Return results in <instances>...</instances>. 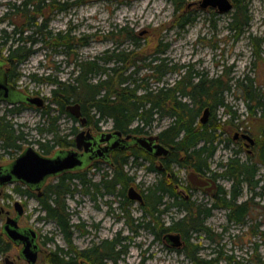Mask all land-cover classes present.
I'll return each instance as SVG.
<instances>
[{"label":"rangeland","instance_id":"rangeland-1","mask_svg":"<svg viewBox=\"0 0 264 264\" xmlns=\"http://www.w3.org/2000/svg\"><path fill=\"white\" fill-rule=\"evenodd\" d=\"M22 1L0 0V16L6 12L8 14L12 12L9 9V4H19ZM66 1L71 3L80 0H60L61 3ZM200 1L186 0L188 4L186 11L195 12L196 20L185 30H179L175 27L177 18L174 17V7L170 0H83L77 6L69 7L65 12L48 13L47 26L53 32L70 28L71 33L75 36L89 35L91 37L86 39L83 46L70 50L68 57L61 53L62 48H43L37 44L31 47L33 53L22 64L17 66L9 64L11 83L24 93L41 97L45 101L42 109L23 107L14 113L8 112L10 107L7 105L0 104V116L5 115L13 128L23 134L22 139L18 141L21 149L31 146L43 154L37 141L44 142L50 138V135L40 136L38 134V128H48V122L43 121L41 112L46 107L56 108L52 100L54 85L44 79L50 77L51 80H70L73 75L72 64L69 62L71 59L74 60L77 57L80 60H88L102 55L107 50H112L115 44L107 39L106 34L115 26L128 27L138 32V41L123 40L118 47L123 50H133L137 54L141 53L140 60L136 63L137 66L139 64L142 67L138 76L145 77L152 73L144 68L143 64L149 62L150 58L153 57L165 58L168 66L185 67L180 74L166 70L158 84L149 80V87L153 90L157 87L172 85L184 74L187 68H191L196 77L202 76L210 79L219 75L224 67H230L228 74L233 79L229 82L230 90L224 91L222 95L224 105H228L238 116L233 121L236 125L235 129L242 127L243 130L250 131L260 139V134H264V64L260 67L261 63L259 64L257 59L255 61L251 54L250 39L252 37L263 39L261 43L263 53L260 56L263 59L264 0H245L251 21L248 29H245L237 40L233 39V34L227 27L233 10L223 14H218L211 8L202 10L199 8ZM17 13L13 17L10 14L7 15L6 21H0V35H3L2 30H6V36L11 35L13 24L19 28L25 27L23 13ZM29 34L30 32L27 31L22 36L25 37ZM156 48H165V51L156 54ZM2 50V57L7 56V51ZM126 62L130 63V65H128L129 63L126 64L129 72L133 71L135 68L132 66V62ZM196 72L198 74H195ZM127 74L125 72L124 75ZM245 74L254 79L252 86L258 93L254 100L244 99L239 89L237 82H242ZM31 75L35 76L34 80H32ZM196 80L195 77L192 79L194 82ZM243 83L246 81L243 80ZM182 101L189 102L185 98ZM248 105H256L252 109L253 114L249 111ZM206 107L200 111L199 118L203 116L202 113ZM227 110V107L217 106L215 117L219 121L217 123H220L224 130L232 131V126L227 123L230 118ZM52 115L57 116L56 113H52ZM156 116L155 118L158 119ZM170 122L171 118L163 117L157 120V125L151 123L145 130L146 132L154 131L157 126L164 129ZM55 126L59 129L60 135L70 134L74 128L77 129V132L82 129L81 124L72 121L69 114L62 115L56 121ZM98 126L100 131L107 133L113 130L109 119L100 122ZM219 147L221 150L222 146L219 145ZM16 156L13 149H3L0 143V165L10 163L12 158ZM98 168L100 169L97 170ZM125 169L129 175L135 178L129 186H133L136 190L140 189V192L152 186L156 180L155 176L146 170V164L140 166L128 163ZM173 170L178 173L180 178H183L184 173L180 169L177 170L174 167ZM85 171L87 177L94 182L99 181L102 173L108 172L110 174V168L99 162ZM53 182L56 180H49L48 184ZM74 182L77 184V190H80L81 186L77 181ZM15 186L25 188L18 183L4 186L0 197V207H6V210L13 213V204L16 201L23 205L24 214L20 218L19 226L30 227L38 232L42 252L39 253L36 264H46L45 259H47L49 252L57 247L65 248V243L53 223L38 219L43 215V212L39 210L36 198L16 193L14 191ZM91 196L78 191L72 197L67 196L65 199L70 211V222L72 224L83 223V231L75 230L73 234V244L78 250L89 248L104 240H111L110 238L119 232L121 236L131 239L128 242L127 252L118 258L117 264H141L142 261L143 264H191L186 258L184 260L181 254L167 251L161 242L155 243L153 236L143 227H139L136 229L137 231L129 230L119 210V199L115 198L114 195L100 196L95 193L96 199H92ZM168 202L170 200L164 198L159 209H163V204ZM256 202L262 205V199H256ZM141 213L138 202H133L130 205V216L137 219ZM211 214L205 220V225L210 228L213 234L219 235L218 240L210 242L203 233H193L189 239L191 243L201 246L200 257L215 258L217 256L216 251L221 249L223 259H220L216 264H226L224 258L227 256H233L234 261L238 264H262L264 262V234L251 232L249 218L245 219L247 223L242 226L231 225L230 227L223 210H215ZM181 215V211L172 208L170 213H166L162 218L164 224L169 225L173 218L179 219ZM117 216H120L121 219H118ZM1 223L0 216V227ZM135 223L137 224L138 220ZM261 230H264V225ZM46 238L53 239L42 243ZM18 250L17 246L12 245L10 255L16 258ZM23 261L22 263L19 261L18 264H27ZM108 264L113 263L108 261Z\"/></svg>","mask_w":264,"mask_h":264},{"label":"trees","instance_id":"trees-1","mask_svg":"<svg viewBox=\"0 0 264 264\" xmlns=\"http://www.w3.org/2000/svg\"><path fill=\"white\" fill-rule=\"evenodd\" d=\"M82 1L61 3L60 0H23L19 4H9V9L12 10L9 13L11 17L16 16L17 12L23 13L25 27L19 28L13 24L12 34L7 36L6 30H2L0 54L2 55V49L6 50V61L17 66L33 53L31 47L38 44L43 48H62L61 53L68 57L70 50L83 46L86 39L91 36H75L71 33L70 28L53 32L48 29L47 22L49 18L47 14L65 12L69 7L77 6ZM170 1L174 7V17L177 18L175 27L179 30H185L187 26L196 20L195 12L186 11L188 8L186 0ZM233 1L235 5L227 27L237 38L242 33V29L249 23L251 17H249L245 0ZM9 14L6 12L0 16V21H6ZM27 31L30 34L23 37V33ZM106 36L108 40L115 44L114 48L92 59L80 60L77 57L74 60L71 59L69 62L72 64L73 75L70 80H51L50 77L44 79L54 85L52 100L56 106V108L46 107L41 112L43 121L48 122V128H38V134L40 136L50 135V138L44 140V142L37 141L44 154H49L56 146L61 148L72 146L73 141L68 139V134L60 135L59 129L55 126L56 121L62 115L69 114L66 107L71 103L80 104L82 113L87 118L88 123H94L98 131L100 130L98 124L109 119L113 130L123 134L147 133L145 128L154 121V114L159 119L163 117L171 118V122L161 131V134L164 135V142L171 147L170 156L179 163L181 162L179 157L182 155L187 157L196 153L195 147L200 140H204V148L212 147L214 142L212 136H215L216 132L221 134V132L226 131L222 128V125L220 126V123H217L215 111L213 119L208 124L203 125L198 122L197 116L204 107L209 106L212 110H215L217 106L227 107V113L230 117L227 121L228 125L238 118L236 112L232 111L228 105H224L222 97L224 91L231 88L229 82L233 78L229 77L228 74L230 67H224L219 75L210 79L202 76L196 77L193 75L191 68H187L184 74L172 85L157 87L153 90L149 87V80L157 83L161 81L166 70L180 74L185 67L168 66L165 58L153 57L150 58L149 62L143 64V67L152 73L145 77L138 76L142 67L139 64L137 66L136 63L140 60L141 53L137 54L133 50L118 48L123 40L138 41V32L128 27L115 26L107 32ZM159 43L161 44V42ZM164 51L165 48L155 49L156 54ZM260 56L258 53L253 54L255 61L257 59V62L261 63V67L264 64V58L261 59ZM134 59H136L135 62H132ZM126 61L132 62V66L135 68L133 71L129 72L127 66L130 63ZM127 63L129 64L126 65ZM125 72L128 74L124 75ZM195 74H198V72ZM194 77L197 79L195 82L192 81ZM31 78L34 80L35 76L31 75ZM243 80L246 83H243ZM243 80L237 83H239V89L244 99H256L258 93L252 86L254 79L245 74ZM183 98L188 99L189 102L182 101ZM255 107L256 105H248L252 114V109ZM19 110L17 108L10 111L14 113ZM52 113H56L57 116L52 115ZM71 119L76 122L74 118ZM16 131L4 115L0 116L1 147L6 148V150L13 149L15 154L21 150L18 141L23 137V134ZM76 131V128L73 129L71 134ZM141 155L142 153L134 149L130 150L129 153L115 154L110 174L108 172L102 173L99 181L96 182L88 178L86 171H84L64 174L57 178L56 182L46 186L44 199L38 200L39 210L44 211L38 219L53 223L65 243V248L57 247L49 252L47 261L50 264H79L78 259L81 258L86 259L90 264H108V261L117 264L118 258L124 256L127 252L126 248H117L115 240H104L83 250H78L75 247L73 234L75 230L83 231V223L72 224L70 222V211L65 199L67 196L72 197L78 191L88 196L92 195V199H96L95 193L100 196L110 194L118 198L121 216L124 217L125 224L131 231H137L136 229L143 227L155 236H160L161 233L166 231L180 233L184 237V243L187 246L186 254L192 260L197 259L199 248L197 244H193L189 240L191 227H194L197 233H203L210 242L218 240L219 235L213 234L210 228L205 225L206 218L211 215V208L191 205L189 208L190 216L187 221L177 220L170 226L164 225L160 217L162 211L159 209L160 204H162L163 193L159 192L158 187H154V189L148 187L142 191L145 198V204L139 207L142 213L137 219L130 216L131 202L128 200L125 191L134 182L135 178L128 174L125 166L128 163L136 165L134 162H130V157H140ZM74 181H77L81 186L80 190H77V184H74L76 183ZM14 191L35 196L27 188H21L20 186H15ZM167 191L171 197L175 195L171 188H167ZM175 204L182 205V202L176 200ZM137 220L138 223L136 224L135 221ZM52 239L46 238L45 243L52 241ZM11 249L12 244L7 239L5 244L0 230V253L4 251L7 253ZM216 253L215 262H218L223 259V252L219 249ZM224 260L226 264H238L234 261L233 256H227Z\"/></svg>","mask_w":264,"mask_h":264},{"label":"flooded vegetation","instance_id":"flooded-vegetation-1","mask_svg":"<svg viewBox=\"0 0 264 264\" xmlns=\"http://www.w3.org/2000/svg\"><path fill=\"white\" fill-rule=\"evenodd\" d=\"M230 2L232 4V10H233L235 2L233 0H230ZM250 21L244 27V29H242L243 31H245V29H248V27L250 26ZM232 36L234 40H237L239 38V36L237 38H235L234 35ZM250 41H251L250 42L251 54L253 55L255 53L256 54L258 53L262 55L263 51L261 48L262 47L261 43L263 42V39L252 37ZM0 65H1L0 74H2L3 72L6 85L13 87V89L16 92H19L23 95H28L11 83V76L9 75V69L11 67L9 63L6 61V56L2 57L1 54H0ZM0 104H5L8 107H10L8 110L9 113H11L10 110L17 108L18 109H21L23 107L36 108L34 106H29L22 101L9 103L6 99L0 100ZM43 106L38 109H42ZM206 108L208 109V113L203 125L208 124V122L211 119H213L214 111H215L212 110L209 106H207ZM199 115L197 119L198 122H200ZM69 116L71 118H74L76 122H79L81 124L82 129H80V131L91 129L92 134L95 136L103 132H106L100 130L98 131L96 130L94 123H88V120L83 115L82 110L79 118H75L70 114ZM155 116L156 115L154 114V121L152 123L157 125L156 122L159 119V117L156 116L158 118L156 119ZM83 118L86 119L84 124H82L81 122V119ZM229 124L230 126H232L233 130L223 131L221 132V134H218L216 132L215 136L214 135L212 136L214 138L212 147L204 148L203 147L204 140L202 139L199 141V144L195 147L196 153L190 156L188 155L187 157L186 155H182L181 157H179V160L181 161L180 163L170 156L171 147L164 142L165 141L164 135L161 134V131L163 129L157 126L155 128L156 131L154 129V131H148L147 133H139L133 135L140 137L158 136V140L154 141L152 146L159 144L164 148L168 149L169 153L166 156L156 155L155 154L156 148L154 147L151 148V152H147L141 147L135 145H129L124 148H118L110 151L108 157L110 163L107 162V160L96 159L93 160L90 164H88L84 169L77 172H84L90 166H94V164L98 162L105 164L107 167L111 168L113 166L112 160L115 154L129 153L130 150L134 149L139 153H142V155L140 157L131 156L130 161L140 166H144L146 164V170L150 174H153L156 178L154 184L150 187H152L153 189L154 187H158L159 192L163 193L161 202H163L164 198L170 200V202L163 204L164 208L161 209L162 212L160 217L162 218L163 215H165L166 213H170V210L172 208H176L177 210L182 212L181 218L179 219L171 218L172 219L171 223L169 225L166 224V226L172 225V223L177 220L187 221L188 217L190 216L189 208L191 205H195L196 207H201V208L204 207L203 205H207L204 208H211V212L215 210H223L225 212V218L227 219V222H229L230 227L231 225L242 226L247 223L245 219L249 218L251 224L250 227L251 232L253 234H264V230H261L262 226L264 225V134H260L261 138L259 139L256 136H254V134L251 133L250 131L246 129L243 130L242 127H238L237 129H235L236 125L234 124V122H231ZM111 131H116V130H111ZM78 132L76 131L74 134L71 133L70 135L68 134V139L73 141L72 146L63 147L62 149L75 148V136L77 135ZM127 134H131V133H127ZM125 135L126 134L122 133V136ZM247 137L251 138L253 142L250 143ZM219 145L222 146L221 150ZM100 146H103V144H101ZM59 148L61 147L56 146L54 150L51 151L49 154H44V153L43 154L46 156L52 155ZM21 151L22 149L15 155H18L19 153H21ZM15 158L13 157L12 160H14ZM185 160H187V162H185ZM174 167H176L177 170L180 169L184 173L183 178H180L178 173H176V171L173 170ZM259 170H261L260 173ZM77 172H67V173H77ZM193 174L196 175L195 178L193 177ZM62 175L49 178L46 181V183L42 186L40 192L29 190L31 193L35 195L34 197L36 198L37 202L39 199H44L45 188L48 185V181L52 179L56 180ZM192 180L196 182V185H193L194 183L192 182ZM137 186L139 187V185ZM3 187L0 188L1 196H2ZM128 188L125 191L126 196H127ZM167 188H171L172 192L175 194L173 197H171L170 193L167 191ZM136 191L142 194L143 201L141 203L138 202V204L139 207L143 206L145 204L144 193L140 192V189ZM256 199H262V205H259L256 202ZM128 200L131 202V204L135 202L130 199ZM176 200L182 202V205H176L175 204ZM0 208H1L0 216H1V221H2L1 226H2V224L6 221L7 213L11 217L15 215V212L13 211L12 213L6 210V207H0ZM117 218L121 219L120 216L119 217L117 216ZM42 220L45 221L44 219ZM161 221L164 222L163 218ZM190 230H191L189 233L190 237L191 234L197 233L194 227H191ZM36 233H37V243L40 247V251H39L40 253L42 252V247L39 243V234L38 232ZM149 233L153 236L155 243L161 242L167 251L174 252L175 254H181L183 256V259L185 260L186 258L187 260L190 261L191 264H216L215 258L206 259V258H202V256L200 257L201 255L200 245H198L199 249L197 253V259L192 260L191 258H189L186 254L187 246L184 243V237L180 233L178 234L180 235L182 244L179 247L173 246L172 244L167 242V240L164 237L167 233H177V232L166 231L161 233L160 236H155L151 231H149ZM3 237L6 244V235L4 234ZM110 239L115 240L116 246L120 249L126 248L127 250L129 248L128 242L131 238H128L126 236H121L119 232L114 234V236H112V238ZM42 243H45V239L42 241ZM17 248L20 249V247ZM10 251L7 253L6 251L0 253V264H10V262H12V264H18L19 261H21L22 263V260L19 257V255H17L16 258H13L10 255ZM18 254H19V250H18ZM6 259H8V261L10 262L8 263ZM45 260H46V264H50L47 261V259ZM80 260H84L86 263L90 264L86 259H80ZM140 263L143 264V261ZM181 263L183 262L181 261Z\"/></svg>","mask_w":264,"mask_h":264},{"label":"water","instance_id":"water-1","mask_svg":"<svg viewBox=\"0 0 264 264\" xmlns=\"http://www.w3.org/2000/svg\"><path fill=\"white\" fill-rule=\"evenodd\" d=\"M199 8L202 10L211 8L218 14H223L232 10V4L230 0H201ZM3 99H6L9 103L22 101L36 108H41L44 105V99L41 97L23 95L16 92L13 87L6 85L2 72L0 74V100ZM66 110L75 118H79L81 115L79 103L67 105ZM207 113L208 109L205 108L203 116L200 118L202 124L206 120ZM85 121V118L81 119L82 124ZM247 138L250 143L253 142L251 138ZM157 140L158 136L140 137L133 134L122 136L119 131L103 132L95 136L92 134L91 129H86L78 132L75 136V148H59L51 156H46L33 147L27 146L10 163L0 165V188L4 185L18 183L25 186L28 190L40 192L42 186L49 178L57 177L67 172L81 171L96 159H103L109 162L110 151L129 145L141 147L147 152H151V148L154 147L156 148V155L166 156L169 153L168 149L159 144L152 146L153 142ZM101 144L103 146H100ZM193 177L195 178L196 175L193 174ZM192 182L194 183L193 185H196V182L193 180ZM127 197L135 202L141 203L143 201L142 194L132 186L127 190ZM13 211L15 212L14 216L10 217L7 213L6 221L0 228L1 233L5 234L7 240L14 246L20 247L18 255L22 260L27 264H36L40 251L37 243V233L30 227L19 226L18 221L24 214V208L20 202L16 201L13 204ZM164 237L167 242L175 247H179L182 244L178 233H167ZM79 264L88 263L80 260Z\"/></svg>","mask_w":264,"mask_h":264},{"label":"bare ground","instance_id":"bare-ground-1","mask_svg":"<svg viewBox=\"0 0 264 264\" xmlns=\"http://www.w3.org/2000/svg\"><path fill=\"white\" fill-rule=\"evenodd\" d=\"M250 17V16H249ZM198 161V160H197ZM205 162V161H204ZM203 164V163H202ZM205 164V163H204Z\"/></svg>","mask_w":264,"mask_h":264}]
</instances>
